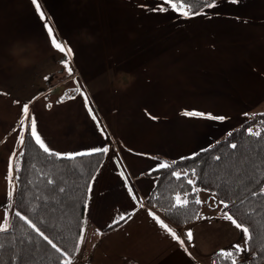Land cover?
<instances>
[{"label": "crops", "instance_id": "obj_1", "mask_svg": "<svg viewBox=\"0 0 264 264\" xmlns=\"http://www.w3.org/2000/svg\"><path fill=\"white\" fill-rule=\"evenodd\" d=\"M215 3L185 16L169 0H0V232L12 224L15 163L34 119L50 152L107 149L69 264L248 254L249 232L212 194L198 192L201 217L184 226L146 202L152 171L264 112V0ZM14 42L26 51L13 56Z\"/></svg>", "mask_w": 264, "mask_h": 264}, {"label": "trees", "instance_id": "obj_2", "mask_svg": "<svg viewBox=\"0 0 264 264\" xmlns=\"http://www.w3.org/2000/svg\"><path fill=\"white\" fill-rule=\"evenodd\" d=\"M169 1L188 15L213 2ZM259 126H264V112L249 115L224 138L191 156L167 160L165 167L151 172L157 182L146 199L170 222L184 226L201 217L198 189L212 194L220 210L248 229L251 257L243 264H264V128ZM35 141L28 133L16 159V199L11 227L0 232V264H69L79 247L90 184L104 151L78 156L45 153ZM238 255L234 249L216 253L213 264H239Z\"/></svg>", "mask_w": 264, "mask_h": 264}, {"label": "snow or ice", "instance_id": "obj_3", "mask_svg": "<svg viewBox=\"0 0 264 264\" xmlns=\"http://www.w3.org/2000/svg\"><path fill=\"white\" fill-rule=\"evenodd\" d=\"M194 2H199V0H185V3H194ZM228 2H230V3H238L239 0H228ZM217 6H218V5L214 2V0H213L212 3H209V4H208V7H209V8H213V7H217ZM37 7L39 8V5H37ZM172 7L175 8L176 5H172ZM169 10H171V9H169ZM184 15L187 16L188 13L185 12ZM41 18L43 19V13H41ZM47 31H48L49 34H51L52 29H51V28H47ZM51 43H52L53 45H55L56 48L60 49L61 51H64V49L61 47V45H60V44H57L55 38H53V39L51 40ZM70 51H71V50L69 49V52H70ZM27 110H28V109H27V106H25V107H24V111L27 112ZM186 115H191V113H186ZM219 119H223V117H220ZM31 127H32V133H31V134H32L33 136L36 137V141H35V142L39 145V147H40L41 149H43V151H44L45 153H49V148L45 146V143L42 142L40 136L36 134V121H35L34 119L32 120ZM249 131H251V130L249 129ZM255 135H260V133H256ZM20 140H21V142H23V140H24V135H23V134H21V136H20ZM233 147H236V146L233 145ZM97 151H99V150H97ZM104 151L106 152L107 149H104ZM162 167H163V165H162ZM188 183L191 184V183H192V180H189ZM129 191H131V189H129ZM195 203L199 204L200 201H199V200H196ZM186 204H187V201H185V205H186ZM177 207H179V204H178V203H177ZM225 207H227V205H225ZM16 215H17V216H20L19 213H16ZM20 219H24V217H20ZM228 219H229V220H232V217L229 216ZM232 222H233L234 224L236 223L235 220H233ZM236 226H237L238 228L240 227L239 224H236ZM33 227H35V225H33ZM0 230H2V229H0ZM243 231H244L245 235H247V233H248V229H247V228H244ZM40 235L43 236V239H44L45 241H47L48 244H50L54 249H56V251H59V249L57 248L56 244H54V243L52 242V240H50V239L48 238V236L44 235L43 232H41ZM188 235H189V238H191V233H189ZM228 255L231 256L232 253H228Z\"/></svg>", "mask_w": 264, "mask_h": 264}, {"label": "clouds", "instance_id": "obj_4", "mask_svg": "<svg viewBox=\"0 0 264 264\" xmlns=\"http://www.w3.org/2000/svg\"><path fill=\"white\" fill-rule=\"evenodd\" d=\"M18 49H21L22 51H26V49H23V46H22L21 42H14V44L11 47V54L13 56L21 55L22 51L18 52L17 51Z\"/></svg>", "mask_w": 264, "mask_h": 264}, {"label": "built area", "instance_id": "obj_5", "mask_svg": "<svg viewBox=\"0 0 264 264\" xmlns=\"http://www.w3.org/2000/svg\"><path fill=\"white\" fill-rule=\"evenodd\" d=\"M208 218H211V216H208ZM246 257H251V255H239L236 257L235 261L236 263L243 264L247 261Z\"/></svg>", "mask_w": 264, "mask_h": 264}, {"label": "rangeland", "instance_id": "obj_6", "mask_svg": "<svg viewBox=\"0 0 264 264\" xmlns=\"http://www.w3.org/2000/svg\"><path fill=\"white\" fill-rule=\"evenodd\" d=\"M198 192L201 194V193H208V192H206V191H204V190H202V189H198ZM200 194H198L199 196H198V198H199V200L203 203V204H205V200H203L201 197H200ZM239 255H247V253H245V254H239ZM238 255V256H239ZM237 257V256H236ZM250 257H246V259L248 260Z\"/></svg>", "mask_w": 264, "mask_h": 264}]
</instances>
